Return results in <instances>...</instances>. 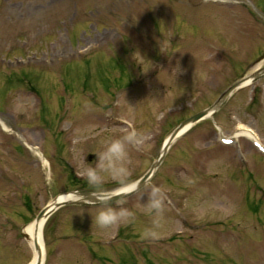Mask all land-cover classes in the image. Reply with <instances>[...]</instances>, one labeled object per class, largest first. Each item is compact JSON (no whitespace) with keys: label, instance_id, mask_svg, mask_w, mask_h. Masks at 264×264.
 Masks as SVG:
<instances>
[{"label":"rangeland","instance_id":"374dc122","mask_svg":"<svg viewBox=\"0 0 264 264\" xmlns=\"http://www.w3.org/2000/svg\"><path fill=\"white\" fill-rule=\"evenodd\" d=\"M262 52L264 0H0V264L30 260L21 230L53 196L95 191L78 174L80 154L94 161L106 138L136 129L131 184L166 135ZM215 123L224 136L248 127L264 146V76L111 204L132 213L127 222L100 229L92 206L53 212L43 264H264V152L242 136L222 142ZM25 143L46 159L47 178ZM119 185L106 177L102 191ZM153 188L159 203L146 210Z\"/></svg>","mask_w":264,"mask_h":264},{"label":"clouds","instance_id":"9594fccd","mask_svg":"<svg viewBox=\"0 0 264 264\" xmlns=\"http://www.w3.org/2000/svg\"><path fill=\"white\" fill-rule=\"evenodd\" d=\"M178 70L177 68V71ZM139 138L140 133L134 128L128 130L123 135L106 138L98 148L92 150L94 153V161L87 160L86 153H82L78 156V174L96 192L102 191V185L106 177L119 180V190L121 192H127L133 187L126 181L129 171L127 167L129 162L128 145L139 143ZM97 199L101 201V203L100 206L95 209L94 215L91 217V222H94L100 229H106L115 224L127 222L129 216L132 215V213L124 207H113L111 204L103 203L105 200L103 196H98ZM158 203L157 189L153 188L149 200L143 207L146 210H151L156 207Z\"/></svg>","mask_w":264,"mask_h":264},{"label":"water","instance_id":"95a60500","mask_svg":"<svg viewBox=\"0 0 264 264\" xmlns=\"http://www.w3.org/2000/svg\"><path fill=\"white\" fill-rule=\"evenodd\" d=\"M261 59H264V53L259 57L258 61ZM263 73H264V66L262 68H260L259 70L255 71L254 73L250 74L249 76L244 77V78L234 82L230 86H228L221 93V95L218 97V99L213 104H211L209 107L202 109V110L198 111L197 113H194L193 115H191V116L187 117L186 119H184L183 121H181L171 131V133L167 136L166 140L162 144V147H161L159 153L157 154L155 160L153 161V163L151 164L149 169L146 171V173L140 179L133 182L131 184L133 187H131L127 192H121L120 190H116V191L108 192V193H94V192L74 190V191L64 193L63 195H59V196L55 197L52 201V204H54L55 207H58V206L64 205V204L98 205L101 203V201H99L97 199L98 196H103L105 198L103 203H108V202H111V201H114V200H117V199H120V198L126 196L127 194H129V192L137 190L138 188L141 187L142 184H144V182L147 180V178L158 168V166L160 165V163L163 159V156H164L167 148L169 147L171 142L176 138V136L179 134L180 131H182L184 128L185 129L189 128L196 121L200 120L203 117L211 116L214 113V111H216L219 107H221V105L226 101V99L230 96V94L232 92H234L237 88H239L243 84L257 79ZM61 197H65V198L63 199ZM59 198H61V199H59ZM51 211L52 210H50L47 206L44 207L37 214L34 221H36V222L39 221L42 216H45V218H46L51 213ZM22 235L24 238H27V235H25V234H22ZM35 247H36V250H38L37 246H35ZM38 259H39V257H38ZM35 264H39V262L37 261Z\"/></svg>","mask_w":264,"mask_h":264},{"label":"bare ground","instance_id":"6f19581e","mask_svg":"<svg viewBox=\"0 0 264 264\" xmlns=\"http://www.w3.org/2000/svg\"><path fill=\"white\" fill-rule=\"evenodd\" d=\"M0 126L2 129L8 130L5 124H3L1 120H0ZM184 130L185 128L183 129V131ZM242 130H244L242 131L244 135L248 136L250 139L255 140V137L248 129H242ZM26 145L30 147L28 144ZM36 154L40 158L42 165L45 167L46 176H48L46 159L42 157L39 151H36ZM61 198L64 199L65 197H61ZM49 206H51V204H49ZM44 223H45V217H42L37 222L36 221L29 222L21 230L23 233H25L28 236L25 242L31 252V258L26 264H35L37 261L39 262V264H43L44 262L45 252H44V243H43V238H42ZM35 246H37L38 250H36Z\"/></svg>","mask_w":264,"mask_h":264},{"label":"flooded vegetation","instance_id":"af4514ba","mask_svg":"<svg viewBox=\"0 0 264 264\" xmlns=\"http://www.w3.org/2000/svg\"><path fill=\"white\" fill-rule=\"evenodd\" d=\"M154 178V177H153Z\"/></svg>","mask_w":264,"mask_h":264}]
</instances>
